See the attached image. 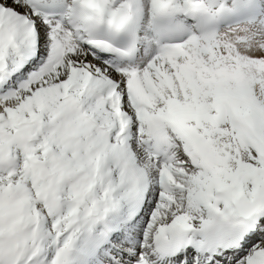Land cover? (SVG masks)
Segmentation results:
<instances>
[{
    "label": "snow or ice",
    "instance_id": "obj_1",
    "mask_svg": "<svg viewBox=\"0 0 264 264\" xmlns=\"http://www.w3.org/2000/svg\"><path fill=\"white\" fill-rule=\"evenodd\" d=\"M0 264H264V0H0Z\"/></svg>",
    "mask_w": 264,
    "mask_h": 264
}]
</instances>
